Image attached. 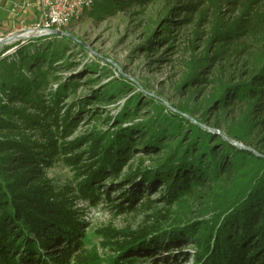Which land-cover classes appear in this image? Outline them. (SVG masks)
I'll return each mask as SVG.
<instances>
[{
	"label": "trees",
	"instance_id": "1",
	"mask_svg": "<svg viewBox=\"0 0 264 264\" xmlns=\"http://www.w3.org/2000/svg\"><path fill=\"white\" fill-rule=\"evenodd\" d=\"M153 1L157 0H102L95 12L123 11ZM206 2L217 6L219 19L203 65L192 71L185 84H194L199 91L220 60L229 53H243L247 79L222 83L211 107L248 104L243 119L263 130L259 147L252 148L237 129L222 132L254 151L211 132L184 103L173 106L175 111L157 104L155 114L134 122L137 95L128 97L116 116L108 118V129L94 125L69 141L77 116L72 109L85 110L87 103L117 98L129 81L121 76L127 82H107L63 110V101L76 89L75 80H63L48 94L46 86L57 65L66 63V51L75 42L48 36L41 46L32 41L33 46L27 42L8 47L14 48L12 57L2 56L5 49L0 51V264H135L139 257L167 251L186 239L196 247L195 264H264V0H173L160 21L159 40L168 41L172 29L190 22ZM221 2L228 8L222 10ZM223 11L238 15L223 21ZM157 35L155 31L148 38L153 51ZM52 81H57L56 76ZM89 115L98 117L93 111ZM137 140L162 153L153 166L125 177L136 184L118 202L100 188V180L119 176ZM57 161L73 168V185L57 188L48 177L47 169ZM149 183L166 188L160 194L165 204L162 212L151 215L152 222L136 231L98 229L102 245H114V256L102 258L86 249V223L73 201L93 205L105 191L117 213L134 208L141 198L145 199L142 205L150 208ZM187 199L196 202L201 216L194 221L186 217L190 213Z\"/></svg>",
	"mask_w": 264,
	"mask_h": 264
},
{
	"label": "rangeland",
	"instance_id": "2",
	"mask_svg": "<svg viewBox=\"0 0 264 264\" xmlns=\"http://www.w3.org/2000/svg\"><path fill=\"white\" fill-rule=\"evenodd\" d=\"M101 1L94 0L92 5L84 10L81 18L69 26L68 30L76 35L84 45L79 46L72 43L68 47L67 61L58 64L57 69L52 72L57 81H52L53 76L48 77L49 83L46 86L48 88L46 92L48 94V90H55L57 85L65 79L71 77L75 80L77 83L75 91L68 95L61 106L63 110H67L73 102L79 98H86L94 90H101L107 82L114 81L117 84L122 81L129 82L126 87H123V91L117 98L112 97L110 101L98 104L89 105L87 103L85 110L73 108L72 110L77 112V116L73 120L71 134L67 140L71 141L76 137L83 136L94 125L101 130L108 129L111 125L108 118L116 116L128 97L132 96L131 99H133L137 95L139 106L134 122L145 120L155 114L154 108L157 104H163L169 111L172 109L167 105L178 106L184 103L193 110L194 117L199 119L203 126L211 129L216 124L219 128L215 129L220 131L230 127L237 129L251 142L252 148L259 147L257 140L263 130L252 126L251 122L243 119V115L248 111L247 103L235 104L233 108L227 109L211 107L213 97L219 92L222 83H235L247 79V67L244 66L245 56L243 53H229L220 60L211 68V72L206 77L207 81L199 87V91L196 92L194 84H185L192 71L201 68L205 61L208 41L219 19L217 6L214 7L210 2H206L193 15L190 22L172 29L168 41H160V21L166 14L167 4L173 0H157L143 7L135 6L123 11L95 12L96 4ZM220 6L222 10L228 8L224 2H221ZM30 11V15L32 14L36 18L37 14H34L32 9ZM237 15L238 12L223 11L221 13L223 21H231ZM27 26L29 24H24L20 28ZM155 31L158 35L153 40L152 46L156 47V50L153 51V49H149L148 38ZM5 35L7 34H0V38ZM48 38L50 37L44 36L20 44L28 42L29 46H33L32 41H36L41 46V40ZM8 47L9 45L5 46L2 56H13L12 50L7 51ZM89 66L96 67V69L92 71L88 69ZM200 76H204V74ZM167 110L165 111L168 112ZM91 111L98 117L90 116ZM130 123L131 120L124 122V125L128 126ZM135 144V147L129 150L119 176L113 181L110 178L100 180V188H105L108 197L118 202L136 184L128 183L125 181V177L139 168L153 166L162 153L159 151L157 154L156 151L147 149L146 145L141 144L138 140ZM83 155L84 159L88 158L85 153ZM84 161L89 162L90 159ZM46 172L57 188L73 185L75 181L73 168L65 165L62 161H57ZM112 183H115V186H112ZM146 187L149 188L147 197L151 201L150 208H145L142 205L145 199L141 198L134 208L123 213H117L115 208H112L105 191H101L100 199L93 205H89L83 200H74V207L86 223L84 247L96 251L102 258L114 256V245H102L103 239L98 234V229L113 228L118 231H136L149 225L153 220L150 216L156 215L158 212L160 214L165 206L160 194L164 195L163 192L166 188L162 183H149ZM118 188L121 189L118 190ZM124 203L128 204L126 201ZM187 204L190 211L186 215L187 218L194 221L201 217L196 213L198 207L195 201L187 199ZM174 213L175 211L170 215ZM170 217H167L166 223L170 221ZM195 251L196 247L193 241L186 239L182 243L173 245L167 251L151 257H139L135 260V264H195Z\"/></svg>",
	"mask_w": 264,
	"mask_h": 264
},
{
	"label": "built area",
	"instance_id": "3",
	"mask_svg": "<svg viewBox=\"0 0 264 264\" xmlns=\"http://www.w3.org/2000/svg\"><path fill=\"white\" fill-rule=\"evenodd\" d=\"M36 4L37 18L32 28L45 36L50 29H68L69 25L81 18L85 9L94 0H32ZM17 5V4H16ZM15 5V6H16ZM24 0L20 7L24 8ZM19 6V5H18Z\"/></svg>",
	"mask_w": 264,
	"mask_h": 264
},
{
	"label": "crops",
	"instance_id": "4",
	"mask_svg": "<svg viewBox=\"0 0 264 264\" xmlns=\"http://www.w3.org/2000/svg\"><path fill=\"white\" fill-rule=\"evenodd\" d=\"M23 1L0 0V34H8L9 31L20 29L24 24L31 25L35 21L36 18L30 15V10L32 9L35 14L36 4L32 0H25L27 5L21 8L20 3Z\"/></svg>",
	"mask_w": 264,
	"mask_h": 264
},
{
	"label": "water",
	"instance_id": "5",
	"mask_svg": "<svg viewBox=\"0 0 264 264\" xmlns=\"http://www.w3.org/2000/svg\"><path fill=\"white\" fill-rule=\"evenodd\" d=\"M36 14H37V12H36ZM37 18V17H36ZM35 21H36V19H35ZM34 21V22H35ZM33 22V23H34ZM32 23V24H33ZM32 24L31 25H29V26H27L26 28H20L19 29V31H25L27 34H23V35H21V36H18V38H16V39H14V40H11L10 41V38H9V36L12 34V33H14V31H12L11 33H8L7 35H5V36H3V37H1L0 38V51H2L4 48H5V46H8L9 45V47H10V45L12 46V43H14V42H16V43H22V42H24V41H27V40H31V39H35V38H40V37H43V35H41V34H39V32H36L33 28H32ZM71 25V24H70ZM69 25V26H70ZM45 36H56V37H66V38H69V39H71L73 42H75V43H78V44H80V45H84L83 44V42H81V40L76 36V35H74L72 32H70L68 29H62V30H60V29H55V28H53V29H50L49 31H47V33H46V35ZM12 49H14V48H8L7 49V51H10V50H12ZM170 109H172L173 111H175L176 109H175V107H173V106H169V105H167ZM187 118H189L190 120H192V121H195L191 116H189V115H187V114H184ZM211 132H213V133H217V134H220L221 136H223L225 139H227L229 142H231L232 144H234V145H237V146H239V147H241V148H245V149H248V150H250V151H254L253 149H251L250 147H246V146H244L243 144H241V143H238V142H235V141H233L232 139H229L228 137H226L225 136V134L222 132V131H220V130H218V129H215V128H208Z\"/></svg>",
	"mask_w": 264,
	"mask_h": 264
},
{
	"label": "bare ground",
	"instance_id": "6",
	"mask_svg": "<svg viewBox=\"0 0 264 264\" xmlns=\"http://www.w3.org/2000/svg\"><path fill=\"white\" fill-rule=\"evenodd\" d=\"M23 34L25 35L27 33L25 31H19V29L14 30V33L9 36L10 41L18 38V36H21ZM12 51H14V49H12Z\"/></svg>",
	"mask_w": 264,
	"mask_h": 264
}]
</instances>
